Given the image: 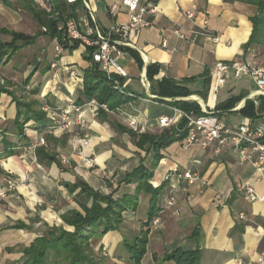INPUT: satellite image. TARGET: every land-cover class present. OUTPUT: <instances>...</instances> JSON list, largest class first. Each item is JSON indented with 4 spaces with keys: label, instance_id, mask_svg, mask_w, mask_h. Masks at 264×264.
<instances>
[{
    "label": "crops",
    "instance_id": "0c3cea01",
    "mask_svg": "<svg viewBox=\"0 0 264 264\" xmlns=\"http://www.w3.org/2000/svg\"><path fill=\"white\" fill-rule=\"evenodd\" d=\"M147 1L142 0V4ZM152 1L157 3L161 13L151 17L153 26L134 39L137 48L145 54L148 66L159 68L149 79V91L140 82L147 69L140 59L131 56L133 50L127 49V56L122 60L127 72L124 88L142 96V99L129 100L123 108L148 123L146 134L159 136L170 130L160 128L159 120L164 116L178 117L180 108L172 104L174 101L197 103L203 114L204 111L216 113L230 128L238 127L243 120H252L255 126L264 127V98L249 100L251 91L234 84L228 87L231 80L248 78L252 90L249 77L237 80L232 75L224 87H219L210 75L219 62L258 64L257 52L263 48L245 49L254 30L252 20L260 13L254 3L258 0ZM87 2L104 30L130 20L131 13L121 5L122 0ZM114 5L117 9L112 11ZM74 8L78 11L77 18L87 13L81 3ZM187 11L196 12L200 18L207 17L209 30L220 38L219 43L204 37L197 38L194 44L178 40L171 32L175 25L186 30L193 28L184 16ZM41 16L47 22L52 19L31 0H2L0 6V46L10 44L13 37L7 32H14L30 37L39 34L33 48L41 49L23 63L10 57L4 64L9 57L6 56L0 65V88L6 91L0 95V191L6 193V198H0V264H20L23 251L53 228L74 231L62 217L72 210L84 214L81 205L91 206L92 203L80 186L74 189L79 183L103 195L117 189L119 197L134 195L136 184L126 185V179L141 165L152 168L154 163L156 167L150 169L153 177L149 184L160 188L161 194L153 201L151 195L141 193L137 210L123 214L124 222L119 230L94 237L93 264H175L165 258L176 251H197L198 264H263L264 174L258 173L249 162L240 163L230 146L224 147L221 153L216 152L215 145L206 150L193 147L185 151L184 139L178 141L184 155L167 153L165 149L169 145L160 151L162 158L156 161L152 152H147L145 157L137 154L139 137L118 118L87 110L85 129L79 128L77 115L73 114L68 131L47 136L45 146L32 148L38 139L37 129L52 124L48 115L40 113L43 108L64 109L70 103L87 102L84 86L71 78L70 73L76 71L84 78V71L91 66L85 59L86 53L80 48L72 49L74 44L71 43V48L60 46V51L55 50L50 59L49 45L55 43L57 48L59 44L57 39L42 34ZM164 38L169 42L168 51L161 47ZM163 80L178 83L189 96L177 99L161 96L159 83ZM19 84L23 87L19 88ZM225 90L226 98H220L219 92ZM149 96L154 97V103L144 100ZM238 97L242 99L231 108L217 110L229 99ZM247 102L254 104L255 117L243 114ZM261 105L262 110L258 111ZM19 109L23 113L28 111L32 118L23 128H27L26 132L17 124ZM85 137L89 138V146L79 150V141ZM63 159L70 161L71 168L62 163ZM85 159L93 161V167H88ZM193 159H201L202 165L194 166ZM188 170H198L207 185L200 190L181 181L179 190L174 191L166 176L172 171ZM12 181L25 182V185L12 188ZM246 185L254 188L257 201L249 200ZM172 193L177 204L169 208L167 200ZM153 204L158 211L154 220L159 219V223L153 220L145 226ZM20 223L23 227L17 228ZM142 238L147 245L144 255L138 259L142 248L136 244Z\"/></svg>",
    "mask_w": 264,
    "mask_h": 264
},
{
    "label": "built area",
    "instance_id": "2783aa9c",
    "mask_svg": "<svg viewBox=\"0 0 264 264\" xmlns=\"http://www.w3.org/2000/svg\"><path fill=\"white\" fill-rule=\"evenodd\" d=\"M40 10L47 13L52 19L60 18V11L57 9L55 0H31ZM69 7H75L82 4L87 13L82 17H72L68 21L58 27L59 31L64 32L66 40L71 44H78V49H82L88 54L92 63L100 67L103 73L111 80L112 87L119 93H125L123 82L121 79L127 77L125 67L122 65V60L127 56V49L139 53L145 69L148 67L145 54L140 51L134 39L141 31L153 26L151 17H157L161 11L157 3L152 0L142 4V0H122L121 5L126 7L131 15L130 20L126 24H119L109 30L102 29L96 19L94 12L91 10L87 0H62ZM2 0H0V6ZM117 6L112 7L115 11ZM74 13L78 11L74 8ZM184 16L193 25L191 30H186L179 25H175L172 29L173 35L178 40L186 41L194 44L199 37L210 39L215 44L219 43L220 38L214 36L209 30V20L207 17L200 18L194 11H187ZM47 32V29L44 28ZM165 31H163L164 33ZM162 49L168 51L169 42L164 38ZM56 51H60V45ZM175 50L172 51L174 53ZM52 67H56L53 65ZM210 75L217 81L219 87H224L230 77L233 75L235 79L240 80L244 77L251 79L252 90L248 95V99L258 97L264 98V65L248 62L234 63H217ZM70 77L81 81L75 72L70 73ZM140 82L146 91L151 88L150 80L146 72L142 73ZM132 97L142 99V96L133 94ZM145 101L154 103V97L149 96ZM49 118L51 125L47 126L43 131H37V142L32 146L33 149L45 146L47 136H55L71 128L72 116L77 115V123L80 129H85L86 119L85 112L91 110L94 114L102 111L105 114L118 118L134 135L141 136L148 132L149 125L146 121L139 119L127 112L123 107L110 109L106 104H100L97 99H92L83 105L70 103L64 109H55L50 106L44 109ZM178 117L164 116L159 120V127L162 129L179 128L182 120L185 121L186 138L183 144L185 151H190L193 147H199L203 150L215 145L216 152L221 153L224 147L230 146L237 154L240 163L249 162L260 174H264V127L255 126L252 120H243L236 128H230L223 124L216 113L204 111L203 115H196L193 112H186L182 109L177 110ZM79 136V135H78ZM89 138L85 137L79 141V150L89 146ZM196 167L202 165L201 159L191 160ZM62 163L71 168V163L67 159H63ZM88 167H93V161L85 159ZM166 181H169L173 186L174 191L179 190L178 183L187 181L189 186H197L203 190L207 185V181L201 176L198 170H188L185 172L172 171L166 176ZM12 188L24 186L25 182L12 181ZM173 191V193H174ZM187 192V189H184ZM245 192L250 201H257L258 197L252 186L246 185ZM167 200L169 208H173L177 204L174 194ZM0 198H6V193L0 191ZM154 223H159V219H155ZM264 264V260L261 259Z\"/></svg>",
    "mask_w": 264,
    "mask_h": 264
},
{
    "label": "trees",
    "instance_id": "16d2710c",
    "mask_svg": "<svg viewBox=\"0 0 264 264\" xmlns=\"http://www.w3.org/2000/svg\"><path fill=\"white\" fill-rule=\"evenodd\" d=\"M55 3L61 16L58 20L49 19V21L45 23V28L47 29L46 33L50 34L53 39H57L60 46L71 48L68 40H66L64 36V32L59 31L58 26L60 23L64 25L69 18L76 17L74 7H69L63 3L62 0H55ZM254 3L259 6L260 13L252 20L254 30L245 49H249L252 46H260L264 49V0H258ZM7 33L12 35L13 41L10 44H3L0 46V65L6 56L10 58L14 52L21 48L18 45V43L21 42L20 40H24V45L31 44L34 40L33 38L25 37L14 32ZM78 47L79 45L76 43L72 46V49H78ZM130 53L135 59L141 60L137 52L130 51ZM85 59L91 63V66L84 71V95L87 102L92 99H97L100 104H106L110 109L114 110L123 107L129 100L136 99L132 97L135 93L129 92L125 88V93L121 94L117 92L112 87L111 80L102 72L98 65L92 63V59L88 54L85 55ZM158 69L157 66L149 65L147 67L148 78L152 79ZM74 72L80 78H83V75H80L76 71ZM123 80L124 79H121L122 82ZM5 92V89L1 86L0 95ZM159 93L161 96L176 99L189 96L186 89L170 80H163L159 83ZM241 99L242 97L231 98L225 104L218 107L217 110L229 109ZM262 103L264 107V102ZM172 104L186 112H194L198 116L203 114L197 103L174 101ZM54 108L59 110L62 109L59 107ZM260 110H262V105L258 111ZM242 112L245 116L255 117L256 109L254 104L252 102H247ZM26 113H23L20 109L18 111L17 124L21 129L32 119L28 115L29 112L27 111ZM46 127L47 126H44L37 130L42 131ZM186 135L185 121L182 120L178 129L172 128L159 136L149 134L141 135L137 143L143 148L146 147L148 153H153L154 160L159 161L162 158L160 155L162 149L174 142L184 140ZM155 167V163L152 168L141 165L134 173L128 176L125 184H136L134 195L124 194L119 197V189L115 190L110 195H103L87 187V185L79 183L74 189L80 186L82 192L88 196L89 200H92V203L91 206L87 204L81 205L84 214L72 210L62 217L65 224L74 228V232L70 233L63 228H53L44 237L34 240L30 246L23 251L20 264H93L94 260L90 255L92 251L90 240L95 236H104L110 231L119 230L124 222L123 214L127 211L137 210L138 197L141 193L151 195L153 201L161 194L160 188H154L149 184V180L153 177V171L150 169H154ZM157 213L156 205H151L148 213V221L145 223V226L150 225ZM21 227H23V225L20 223L17 228ZM136 245L142 248L138 256V259H140L145 253L147 241L145 238L138 239ZM199 259L200 256L197 251H176L167 255L165 261H174L175 264H198Z\"/></svg>",
    "mask_w": 264,
    "mask_h": 264
},
{
    "label": "rangeland",
    "instance_id": "374dc122",
    "mask_svg": "<svg viewBox=\"0 0 264 264\" xmlns=\"http://www.w3.org/2000/svg\"><path fill=\"white\" fill-rule=\"evenodd\" d=\"M40 19L41 20H43V24H42V26H43V29H42V34H46V35H49L50 36V34H48V33H46L45 31H44V28H45V26H46V22H47V19L45 20V19H43V17L41 16L40 17ZM36 31H34L33 33H35ZM21 35H23V36H25V37H30V36H27V35H24V34H21ZM38 36H39V34L37 35V36H34V37H30V38H33L34 40H33V42L31 43V44H26V45H24L23 43H24V40H20L21 42H19L18 43V45L21 47L18 51H16V52H14V54H12L11 55V57H14V58H16V59H19L20 61H22L21 63H23V61L25 62V60L27 59H31L32 57H33V55L34 54H39L40 52H41V49H38L37 47H34L33 48V46L35 45V43H36V41H37V39H38ZM56 44L55 43H51L50 45H49V47H48V49H47V53H48V55H49V58L51 59L52 57H53V55L56 53ZM12 53V52H11ZM8 58L9 57H6V60H5V62H4V64H6L7 63V61H8ZM257 62H258V64H262V65H264V49H260L258 52H257ZM57 61H59L58 59H56ZM3 64V65H4ZM78 83H80L81 85H83L84 86V78L80 81V82H78ZM231 84H234V85H237V86H242V87H244L245 89H247V91L249 90V91H251V89H250V87H249V79L248 78H245V79H243L242 81H234V80H231L229 83H228V87L229 86H231ZM20 87H23V85H21V84H19V88ZM17 91V93H18V96L20 95V93H19V91L18 90H16ZM16 91L14 92V93H16ZM14 93H13V95H14ZM15 95H17V94H15ZM14 95V96H15ZM17 96V97H18ZM226 96H227V90H225V91H220L219 92V97L220 98H226ZM50 107H52V106H50ZM52 108H54V107H52ZM45 108H43L41 111H40V113H42L43 115H48L47 114V112L44 110ZM27 131V128H25V129H23V132H26ZM136 150H137V154L139 155V156H141V157H145L146 155H147V150H146V147H141L137 142H136ZM165 150H167L166 152L167 153H172V154H176V156L178 155L179 157L180 156H182V155H184V152H183V150H182V147H180V145H179V142H174V143H172L167 149H165ZM179 159H181V160H183L182 158H179ZM74 232V231H73ZM73 232H70V233H73ZM94 241V237L90 240V246H91V248H92V246H94L95 245V243L93 242ZM90 255L92 256L93 254H91V252H90ZM99 257V256H98Z\"/></svg>",
    "mask_w": 264,
    "mask_h": 264
}]
</instances>
